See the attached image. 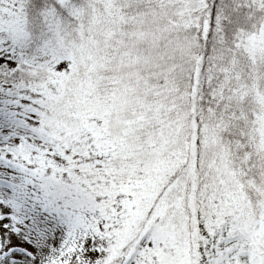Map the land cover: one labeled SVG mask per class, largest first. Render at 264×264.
I'll use <instances>...</instances> for the list:
<instances>
[{
  "label": "snow or ice",
  "instance_id": "obj_1",
  "mask_svg": "<svg viewBox=\"0 0 264 264\" xmlns=\"http://www.w3.org/2000/svg\"><path fill=\"white\" fill-rule=\"evenodd\" d=\"M0 264H264V0H0Z\"/></svg>",
  "mask_w": 264,
  "mask_h": 264
}]
</instances>
